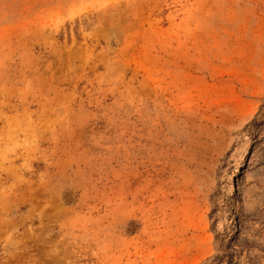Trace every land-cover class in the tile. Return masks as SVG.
Masks as SVG:
<instances>
[{
    "label": "rangeland",
    "instance_id": "1",
    "mask_svg": "<svg viewBox=\"0 0 264 264\" xmlns=\"http://www.w3.org/2000/svg\"><path fill=\"white\" fill-rule=\"evenodd\" d=\"M0 264H264V0H0Z\"/></svg>",
    "mask_w": 264,
    "mask_h": 264
}]
</instances>
